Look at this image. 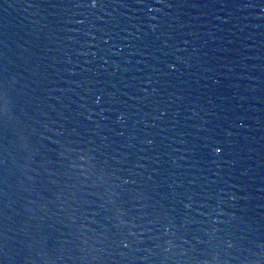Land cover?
Wrapping results in <instances>:
<instances>
[{
	"label": "water",
	"instance_id": "obj_1",
	"mask_svg": "<svg viewBox=\"0 0 264 264\" xmlns=\"http://www.w3.org/2000/svg\"><path fill=\"white\" fill-rule=\"evenodd\" d=\"M87 2L0 0V264H264V0Z\"/></svg>",
	"mask_w": 264,
	"mask_h": 264
},
{
	"label": "snow or ice",
	"instance_id": "obj_2",
	"mask_svg": "<svg viewBox=\"0 0 264 264\" xmlns=\"http://www.w3.org/2000/svg\"><path fill=\"white\" fill-rule=\"evenodd\" d=\"M88 6L90 7H95L97 0H88ZM0 101H2V103H0V112L2 113H7L8 111V97H7V91L4 90L3 93H0ZM217 152L222 151V149L220 147H217L215 149ZM231 246V245H229ZM126 247V245H125Z\"/></svg>",
	"mask_w": 264,
	"mask_h": 264
}]
</instances>
